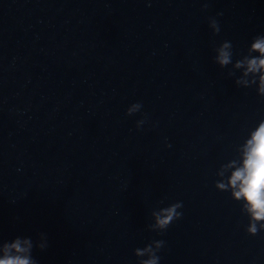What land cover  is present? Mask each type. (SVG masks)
Listing matches in <instances>:
<instances>
[{"label":"water","instance_id":"obj_1","mask_svg":"<svg viewBox=\"0 0 264 264\" xmlns=\"http://www.w3.org/2000/svg\"><path fill=\"white\" fill-rule=\"evenodd\" d=\"M256 35L264 0H0V243L43 234L37 264H137L157 239L160 264H264V233L213 188L264 118L213 49Z\"/></svg>","mask_w":264,"mask_h":264},{"label":"clouds","instance_id":"obj_2","mask_svg":"<svg viewBox=\"0 0 264 264\" xmlns=\"http://www.w3.org/2000/svg\"><path fill=\"white\" fill-rule=\"evenodd\" d=\"M216 17H209L208 28L215 36L220 32ZM213 62L221 69L228 68V76L233 78L237 88H254L258 97L264 98V35L254 36L240 54L234 50L230 40H223L213 49ZM142 109V104L132 103L125 115L132 116ZM146 117L135 122L140 129ZM170 147V145H165ZM231 158L220 163L214 172L213 188L217 192L228 193L229 198L239 205L242 215L247 218L244 232L248 236L264 233V118L259 119L246 130L242 140L235 145ZM182 202L162 206V210L151 216L149 231L162 234L169 225L181 218ZM165 241L152 240L141 248L133 250L137 264H160L161 250ZM46 237L41 234L36 241L27 236H15L0 243V264H37L33 249L44 250Z\"/></svg>","mask_w":264,"mask_h":264}]
</instances>
